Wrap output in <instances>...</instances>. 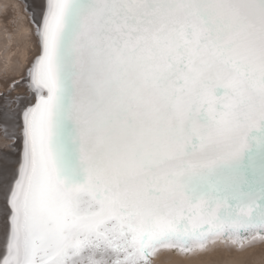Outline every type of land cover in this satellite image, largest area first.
I'll return each instance as SVG.
<instances>
[{"label": "snow or ice", "instance_id": "6c2138e0", "mask_svg": "<svg viewBox=\"0 0 264 264\" xmlns=\"http://www.w3.org/2000/svg\"><path fill=\"white\" fill-rule=\"evenodd\" d=\"M10 5H5V8ZM38 51L3 264H158L264 241V0H22ZM42 15V19H41Z\"/></svg>", "mask_w": 264, "mask_h": 264}, {"label": "bare ground", "instance_id": "6f19581e", "mask_svg": "<svg viewBox=\"0 0 264 264\" xmlns=\"http://www.w3.org/2000/svg\"><path fill=\"white\" fill-rule=\"evenodd\" d=\"M22 0H0V77L7 71L19 76L20 68L26 66L38 51L35 42L27 28L21 25L15 35L5 31L4 16L10 17L8 28H13L12 21L22 19L19 4ZM46 4V0H42ZM5 5L10 7L5 8ZM42 19V15H41ZM21 89L26 90L25 101L18 115L16 140L14 148L7 158L0 160V249H7V241L11 234V198L15 182L19 179L20 166L23 162V111L35 102L34 94L29 93L24 84ZM19 88V89H20ZM0 88V92H2ZM4 255H0L2 259ZM158 264H264V241L256 240L244 247L218 243L210 246L204 252L183 257L169 251H163Z\"/></svg>", "mask_w": 264, "mask_h": 264}, {"label": "rangeland", "instance_id": "374dc122", "mask_svg": "<svg viewBox=\"0 0 264 264\" xmlns=\"http://www.w3.org/2000/svg\"><path fill=\"white\" fill-rule=\"evenodd\" d=\"M21 84H24V82H22ZM25 85V84H24ZM26 87V86H25ZM3 91V90H2ZM23 91H25L26 92V90H23V89H17L15 92H14V95L15 94H20V93H22ZM23 95L25 94V93H22ZM24 103H26V101H24ZM20 113V112H19ZM19 113H18V115H19ZM19 119V118H18ZM1 159H3V158H0V160ZM7 247V246H6ZM0 255H4V256H6L7 255V249H0ZM4 256L2 257V259H0V264H3V258H4Z\"/></svg>", "mask_w": 264, "mask_h": 264}]
</instances>
